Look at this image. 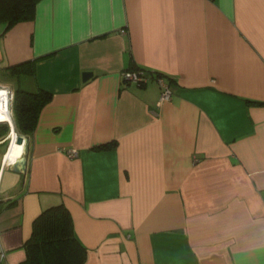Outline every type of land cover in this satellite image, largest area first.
<instances>
[{"label":"crops","instance_id":"1","mask_svg":"<svg viewBox=\"0 0 264 264\" xmlns=\"http://www.w3.org/2000/svg\"><path fill=\"white\" fill-rule=\"evenodd\" d=\"M23 61L51 99L25 173L0 137L2 263L63 203L82 264H264V0H40L0 37Z\"/></svg>","mask_w":264,"mask_h":264},{"label":"trees","instance_id":"2","mask_svg":"<svg viewBox=\"0 0 264 264\" xmlns=\"http://www.w3.org/2000/svg\"><path fill=\"white\" fill-rule=\"evenodd\" d=\"M38 1L40 0H0V37L14 24L31 20ZM34 64L35 61H23L1 67L7 76L5 81L13 83L11 114L15 128L26 137L33 133L42 108L51 99V94L41 88L29 91L21 87L24 78L34 76ZM126 71L141 72L146 82L152 77L171 83L170 80L161 78L160 73L140 68L135 64ZM137 85L142 86L144 83ZM3 126L5 124L0 122V137L8 132ZM112 145L104 144L98 148H108ZM23 248L25 258L20 264H82L86 255L85 248L74 234L71 213L63 203L48 206L35 217Z\"/></svg>","mask_w":264,"mask_h":264},{"label":"built area","instance_id":"3","mask_svg":"<svg viewBox=\"0 0 264 264\" xmlns=\"http://www.w3.org/2000/svg\"><path fill=\"white\" fill-rule=\"evenodd\" d=\"M123 77H124V79H126L128 81H132L136 84L146 82V78H143V76L141 75V72H138V71H126L123 73ZM158 82H159L160 89H161L160 100L161 101L168 100L171 96V89H170L169 84L166 83L165 81H163L162 79H159ZM0 88H5V90H6L7 102H8L10 112H11V104H12V99H13L12 90H10L9 88H7L5 86H0ZM68 154H69V156L73 157V156H76L77 153L74 149H71V150H69ZM1 256H2V252L0 250V264H5V263H2Z\"/></svg>","mask_w":264,"mask_h":264},{"label":"bare ground","instance_id":"4","mask_svg":"<svg viewBox=\"0 0 264 264\" xmlns=\"http://www.w3.org/2000/svg\"><path fill=\"white\" fill-rule=\"evenodd\" d=\"M0 89H5V88H0ZM2 121H4V122L6 121V122L11 123V124L13 122L12 115H11V112H10V109L8 106V102H7L6 91H0V122H2ZM12 137L14 138V141H15V137H16L15 130L12 133ZM23 154H24V144L23 143L17 144L15 142V146L14 145L12 146L8 156L10 158H12L13 160H16L19 157H21ZM13 163H10V165Z\"/></svg>","mask_w":264,"mask_h":264},{"label":"water","instance_id":"5","mask_svg":"<svg viewBox=\"0 0 264 264\" xmlns=\"http://www.w3.org/2000/svg\"><path fill=\"white\" fill-rule=\"evenodd\" d=\"M92 75L91 71L83 72L82 80H87ZM3 122V121H2ZM6 122V121H5ZM17 144H24V154L16 159L13 164H11V170L16 173H25L27 164V152H28V138L22 135H16L15 139Z\"/></svg>","mask_w":264,"mask_h":264},{"label":"rangeland","instance_id":"6","mask_svg":"<svg viewBox=\"0 0 264 264\" xmlns=\"http://www.w3.org/2000/svg\"><path fill=\"white\" fill-rule=\"evenodd\" d=\"M7 79V76H6V73L5 71L0 67V86H5L7 88H9L10 90H13V83L12 82H8V81H5ZM21 87L25 90H29V91H33V84H32V80L30 77L28 78H25V80L21 83ZM3 91V90H2ZM13 119V118H12ZM5 124V126H3L5 129V131L8 130L7 134L4 136L5 138H8V134H9V144H11V139H10V135H11V132H12V127L11 125L8 123V122H2ZM15 126V125H14ZM16 130V128H15ZM17 132V130H16ZM17 135H22L24 137H26L25 135L23 134H20L19 132H17ZM3 136L1 138H3ZM1 147V150H0V154L3 152L4 150V146H0Z\"/></svg>","mask_w":264,"mask_h":264}]
</instances>
